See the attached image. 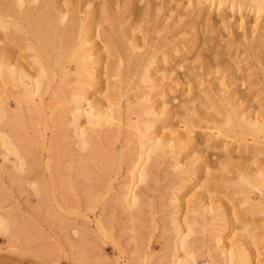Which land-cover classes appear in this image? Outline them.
<instances>
[{"label":"bare ground","instance_id":"obj_1","mask_svg":"<svg viewBox=\"0 0 264 264\" xmlns=\"http://www.w3.org/2000/svg\"><path fill=\"white\" fill-rule=\"evenodd\" d=\"M249 15L254 16L252 21L248 18ZM262 17H264V0H0V118L3 115L5 118L10 114L12 116L14 113H10L12 108L8 106L10 105L9 97L12 96L20 105L23 101L35 104L38 110L39 108L43 110L40 112H44L48 106L52 112L49 111L56 115L54 113L56 109L53 107L54 102L60 103L62 96L65 95L60 96V93L65 91L68 95L65 96L66 99L64 97L62 100L67 101V104L65 110L62 111L68 112L71 128L75 132L74 137H79L75 143L78 142L77 146H92L90 149L86 147L88 149L87 159L79 156L82 159L88 160L91 156L93 157L92 154L95 152L93 148L98 146L94 145V141L97 140L98 135L106 133L105 131L117 133L116 118L120 119L122 126L135 130V138H133L135 146L132 147L135 151L132 152H136V156L127 160L130 161V185L126 191L124 190L126 203L130 207L136 206L133 209H137L139 202L135 184L139 181L145 182L144 180L151 173V168L154 169L159 163L161 165L162 159H165L166 156H171L175 160L174 166L178 167L176 172L179 174L178 179L181 186L179 181L178 185L180 188L186 187L185 184L200 175V171L203 169L207 173H213L204 175L206 176L204 177L205 181L209 182L210 179L207 175L215 176L214 174L218 171L210 169L209 160L198 155L200 153L198 145L207 142V148H222L224 150L221 158L223 161L216 162V166L218 170L221 169L225 173L222 172L219 175L217 173L216 177L212 176V179H217L218 184L220 180L227 184L233 180V178H229L232 175L228 173V166H232L236 171L240 170V173L235 171L239 173V175L237 174L239 177L235 175L237 180H233L235 181L233 185L236 186L235 194H242V196L237 195L242 198L243 203H240L245 204L247 202L244 203V201H251L253 202V206L250 204L252 208L258 206L259 209L264 210L262 208L264 207V23H262L264 18ZM237 29H242L243 33L238 32ZM229 44H231L230 47ZM232 46L233 48H231ZM180 71L193 72L195 74L193 79L196 78L197 81L199 78L200 80L199 82L194 81L195 88L201 87L200 91L195 94L193 93L194 86L192 84L194 83H191L192 80L185 79V83L182 82V90L186 92L183 110L177 108L181 104H175L174 100L176 99L172 100L169 106L170 99L167 97L172 90H175L173 89L174 85L176 86V83L172 82V79H176L172 78V74ZM184 76L182 78H186ZM50 89L55 97H60V100L51 95L52 98L49 101L55 99L53 103L52 101L44 103V101L46 102L45 95L50 92ZM123 98H125V106ZM156 98H161V100L157 101ZM15 102L14 104L17 105ZM25 102L23 103L25 104ZM62 103L65 104L64 101ZM188 105H191L192 110L190 118L185 116L190 115ZM44 106L46 107L43 109ZM6 111L8 116L5 114ZM35 113L37 114V112ZM56 113H59L58 117H61L59 111ZM180 116L182 118L177 123L173 122L174 118ZM68 119L66 117L63 121L69 122ZM104 123H107V125L105 124L107 129L104 127L106 130L103 129L104 131L100 133L101 131L98 129ZM195 128H199L205 133V139H196ZM110 134L109 136L112 138ZM2 135L0 134V136ZM101 136L100 138H102ZM103 136L104 138L107 136L105 139L109 137L107 133ZM123 136L128 137L124 134ZM3 138L5 139L4 136ZM110 140L109 143H113ZM7 142L11 147L14 145L11 144V141L5 140V145L1 143L4 145L1 148L2 153L11 155L13 153H11V147L6 144ZM109 146L111 147V144ZM18 152L20 151L18 150ZM76 152L78 153V150ZM102 152L104 153V150ZM188 152L191 153V160L185 162ZM80 154L85 156L83 150ZM19 155L18 159H21ZM122 155L120 154V158ZM18 159L16 160L20 167L17 166V168L22 169L24 163L20 164L19 162L22 161ZM106 159L105 161H107ZM3 160L5 159L3 158ZM26 160L23 159L24 162ZM110 160L108 159L109 162ZM223 174L228 176L230 174L231 176L228 178L231 180L226 179L227 175L221 179ZM207 178L209 181L206 180ZM205 181L203 183L206 184ZM149 182L151 181L146 183ZM200 183L199 185L202 187V183ZM240 184L248 186L250 190L240 187ZM227 185L226 187H228ZM206 186H203L206 191L203 197L207 198L210 203L201 201L203 198L199 196L200 193L197 196L201 200L198 198L197 203V201L195 202L197 198L195 199L196 196L193 195L195 204L191 202V205L194 209L191 205V207L188 206L189 204L187 205L188 199L185 200L184 205L187 207V211L185 209L186 214L183 211L185 214L183 218L196 213L207 217L210 213L213 217L209 216V220L213 221V224L215 217L216 219L218 217L217 221L215 219V222H218L220 217L225 216V208L222 205L224 202L227 203L225 200L227 198L224 199L225 201L223 200V203L220 200L222 205L213 206V204L217 205L219 201L217 203H214L217 200L211 201L213 193ZM203 191L204 189L202 193ZM254 195L259 198H254ZM179 199V196L176 195L177 202L173 206L181 207L178 203ZM188 203L190 202L188 201ZM245 209H247L246 206ZM248 209L245 210V213ZM259 209L256 210L259 211ZM254 210L251 211L256 214ZM262 210L259 211L261 214ZM174 211L172 216L177 221L175 231L179 232L181 236L178 244L175 245L182 248L188 244L182 237L188 235H185L187 227L183 231L182 226L188 223L189 229L196 227L193 226V223L197 221L195 216H199V219L201 216L194 215V221L189 218L192 221L190 224L189 219H183L185 222L180 221L182 219H179L180 208ZM2 219L0 222L3 221ZM205 219H200L199 222ZM207 222L206 224H210ZM4 223L8 222L4 221ZM218 223L221 225L220 222ZM1 225L0 223V228L3 227ZM205 225L203 228L206 227ZM241 225L244 228H241V231L258 230V227L253 226V223ZM261 228L264 229L263 226ZM262 229L261 233L255 232L262 234V236L259 235L260 238H264ZM198 232H200L199 228ZM215 232L213 231V234ZM191 233L190 235L194 234ZM179 234L176 235L179 236ZM256 234L251 233V236L250 233H247L248 236L250 235L249 237H253V240ZM189 239L191 238L187 240ZM217 239L214 240L218 243ZM261 240L260 242L263 243L264 239ZM254 242L256 243L255 240ZM188 246L192 248V245H186V247ZM177 247L174 246V249ZM219 248L223 250L225 247ZM236 252L234 254L232 251H226L225 255L222 253L224 257H227V264H251L244 252L239 256L241 260L237 258ZM191 253L188 252L190 256H192ZM174 261L177 264L191 262L190 259L183 260L179 257ZM256 263L259 264V261Z\"/></svg>","mask_w":264,"mask_h":264},{"label":"rangeland","instance_id":"obj_2","mask_svg":"<svg viewBox=\"0 0 264 264\" xmlns=\"http://www.w3.org/2000/svg\"><path fill=\"white\" fill-rule=\"evenodd\" d=\"M252 16L253 15L248 16V18L251 19L250 21H252L254 18V16ZM262 23H264V21H262ZM237 31L241 33L242 29H237ZM230 45L231 44H229V47ZM231 48H233V46ZM262 52L263 51L261 50V53ZM194 75L195 74H193V72L191 73L190 71H180L179 73L172 74V78H176L174 80L172 79V82H175L176 86L174 85L173 89L175 90H172L167 96L168 99H170V102L168 103L169 106L171 105L172 100L176 99L174 100L175 104H181L180 107L177 108H182L181 110L185 108L183 100L184 98H186V92L182 90V87L183 83H185L184 81L188 79L190 81L192 80L191 83H194L192 84L194 86L193 93L196 94V92L200 91L201 87H199L198 85V87L195 88V82H199L200 80L199 78H197V81L196 78H194V80ZM183 76L186 78H182ZM49 91L52 92L51 89ZM48 93H46L45 95L46 102L44 101V103H47V101H52H49L52 98L51 95L54 98H57V100H60V97H55L53 95V92L50 94ZM66 95L68 94L65 93V91L64 93H60V96H62L61 100ZM48 97L49 99L47 100ZM64 99H66V97ZM9 100L10 105L8 106L12 108H10L12 111L10 109L9 110L10 113L14 112V116L13 114L12 116L10 114L9 116H11V118H8V112L6 111L5 114L8 117L5 118V115H3L1 117L5 119L0 118L2 119V121H0V130H2L1 132L3 133L2 135V133L0 132V134L2 135L0 136V146L2 145L1 143L4 144L5 140H7L11 141V144L16 145L17 147H15L14 145H12L11 147L8 142L6 143L11 147V153H13L11 155L10 153L7 155H4L2 153L3 151L1 148H3L5 144L0 147V215L3 218L2 219L0 216V220L2 219L3 223L4 221L8 222L4 224L0 222L2 224L1 226H3L1 227L2 229L0 228V264H177L174 260H176L178 257L179 259L183 258V260H191V262L188 261V263L186 262L185 264H227V257H224L226 251H232L234 252V254L237 251L236 256L240 260L241 257L239 256H241V254H243L242 252H244L245 256H247V259H250L249 261L251 262V264H258L256 263L258 261L259 264L264 263V242H260V240L262 239L261 241H263L264 238H260L262 234H259L262 232L260 231L262 229L261 227L263 226L264 228V210L260 208L262 210L261 214V212H259L261 210L258 208V206L252 208L253 202L251 201H244V203H247L242 204V198L238 197L242 196V194L237 193L238 196L235 194L236 186L233 184L237 180L236 176H238L240 173V170H238L237 168L236 171L232 166H228V173H231L232 176L229 174V176H231L229 177L227 175V172V174H223V177L221 176V179H223L225 177L224 175H227L226 179L229 181L232 178L233 180L236 179L235 181L231 180V182H228L226 180L228 182L227 184L229 185H227L226 182H221V180L219 182V185L217 183V179H212L213 175H207L209 176L208 178L211 182L208 180V178L206 180H208L210 183L205 181L204 177L206 176L204 175L213 173H207L205 172L206 170L203 169L202 171H200V175L191 180L192 182L189 181L187 182L188 184H185L186 187L184 186L183 188H180L181 182L178 179L179 174L176 172V169L178 167L174 166L175 160H173L174 158H172L171 156H166L165 159H162L161 165H159V163L158 165H156V169V166L154 167V169L151 168V173L148 178L144 180L145 182L139 181L137 182V184H135L137 185L135 187L137 188L135 189V192L139 194V202L137 206L140 207L139 209L138 207L137 209H133L136 206L130 207V205H128L126 203L127 201L125 200V191L130 185V161L127 160H130L133 156H136V152H132L133 150L135 151V149H133V146H135V141L133 139L135 138V130L133 128L122 126L120 119L116 118L115 122L116 126H118L116 128L118 129L120 127L118 130L116 129L117 133L115 134L113 131H108L109 134L111 133V137H115V139L110 138L107 131L105 132L109 137L105 139L107 136H105L104 138L103 135H105L106 133L102 132L104 131L103 129H107V123L101 124L102 127L100 126V128L97 129L101 131L100 133L102 134L100 135H102L101 137L104 139L102 140V138H100V135H98L97 140L94 141V145L98 146L96 148H93L95 152L92 154L93 157L89 156L91 159L90 161L89 158L88 160H86V152H88V149H90L92 146H86L88 149L86 147H83L85 145L77 146L78 142L75 143V141H78L79 137H74L75 132L71 128L72 124L68 119V112L62 111L63 109L65 110L67 101L65 102V100H62L65 104H63L61 100L60 103L56 101L54 102L55 105H53V107L54 109H56V111L54 112L56 115H54L51 113L52 110L48 108V106L47 108H45L46 106L42 107L43 109L45 108V111L40 112V110H43L40 108L38 110L37 106L35 107V104H28L23 101L25 102V104L22 102L23 104L21 103L20 105L17 103V100L13 98V96L11 98L9 97ZM156 100L160 101L161 98H156ZM123 101L125 106V98H123ZM14 102L17 103V105H15ZM190 107L191 105H188V112L190 113V115H185L188 118L192 117V110ZM31 109H33L34 111ZM60 109L63 113H65L64 118V115L62 116L63 113L60 111ZM58 111L61 113V117H58L59 113H56ZM35 112H37V114ZM32 115L33 118H31ZM36 115L39 117H37ZM66 117L69 122L65 120L63 121V119H65ZM180 118L182 117L180 116L179 118H174L173 122L177 123ZM118 124L121 126H119ZM112 133L113 135H115L113 136ZM123 134L127 135L128 137L123 136ZM195 134L197 140L205 139L204 137H206L205 133L203 131H200L199 128H195ZM3 136L5 137V139L3 138ZM109 140L110 142L113 141V143H109ZM18 144L20 146L19 148ZM109 144H111V147H113L111 148ZM206 145L207 142H205V144L198 145V149L200 152L198 155L207 158L209 160L210 169L218 171L216 172V174L218 173L217 175H219V173H222L224 171H222L221 169H217L216 162L223 161V159L221 158L223 157L224 150L222 148H207ZM98 148L100 149V152ZM13 149L17 152V154ZM18 150L20 152H18ZM76 150H78V153L76 152ZM80 150H83L85 156H83V154H80ZM103 150L104 153L102 152ZM120 154H123L121 158ZM18 155L21 159H18ZM27 155L29 156V158ZM190 155V152L186 154L188 158L185 159V162L191 160ZM79 156L86 158V161ZM3 158L6 161L3 160ZM24 158L25 160L28 159L29 162L28 160L24 162ZM16 159L22 161L19 162L20 164L24 163V167L22 166V169L17 168V166L20 167V165L18 164ZM105 159L107 161H105ZM108 159H111L110 162L108 161ZM11 161L17 162H14L16 164V168L14 166V163H12ZM104 161L106 162L105 164L103 163ZM36 162L38 163L36 164ZM26 163H28V165L25 166ZM235 171H239V173H236ZM216 174H214L215 176L213 177H216ZM228 177L231 179H229ZM217 178L219 180V177ZM148 179L151 182L146 183L149 181ZM178 181L180 183V186L178 185ZM200 181L203 185L200 183ZM204 181L206 182V184L203 183ZM199 183L202 187L207 185L206 187L211 191V193H213L211 194L213 198V200L211 201L214 202V200H217L214 203H217L218 201L220 202V200H222L221 202L223 203L226 200L227 203L224 202L223 205L221 202L220 204L218 202L217 205L213 204V206L215 207H217L218 205H222V207L225 208V216H227L225 217L223 215V217H220L222 220L220 219V221H218L221 223V225L218 222H215L216 217L215 219H213L214 223L212 224L213 221L209 220V216H212V214L210 215V213H208L209 215L205 217L195 212L196 214L201 216L200 219L206 218L205 220H203L204 222H210V224H206L205 222L206 225L202 220L199 222V216H197L196 214L194 215H196L195 217L197 219H195L193 214L188 217L190 215L188 212L191 211L187 212V215L189 214L188 216L186 215L187 217L184 216L187 219L183 218V215H185L187 211V207L184 204L187 202V205L189 204L188 206H190L191 202H193L196 198L197 199L195 200V202L197 201L198 203L199 197L197 195L199 193V196L203 198L202 200L201 198H199L201 201H205V203L207 201L208 204L210 203V201L208 202L207 198L203 197L204 192L206 191L203 187L204 191L202 193L203 189L202 187H200ZM177 185L179 188L177 187ZM226 185L228 187H226ZM239 186L242 188L245 187L247 190H250L248 186H245L243 184H240ZM212 191H214L215 193ZM231 192H233L234 194ZM176 195H178L180 198L178 203L181 207L173 206V204L177 202L175 200ZM193 195H195L196 197H194ZM232 195L235 196L232 197ZM172 198L175 199L173 200ZM239 198L240 201L238 200ZM254 198L258 199L259 197L254 195ZM187 199L190 203H188V201L185 202V200ZM180 202L182 203L180 204ZM195 202L193 203L195 204ZM250 204H252V206ZM245 206L247 209L251 206L250 208L252 209L249 208L245 213V210H247L245 209ZM177 208H180L181 210L179 212V219L182 218L180 219V221L183 219L188 220L189 218L192 219V221H194V219L197 220L195 221L196 223H193V226H196L193 227L195 228L194 230L196 232L193 230V228L189 229V226H187L188 223H185L184 226H182L183 231L186 230L185 235L188 234L187 236H189H182L183 239L185 238L188 243H184L185 245L183 247H186V245H192V248H190L191 246H188L189 248L186 247L184 249L182 246V248L176 246L181 236L179 232L177 233V231H175L177 221L174 220L172 213ZM262 208L264 209V207ZM236 209L237 213L235 212ZM256 209H259V211ZM251 210H254L256 214H254V212ZM183 211L185 214L183 213ZM235 213L237 216L235 215ZM225 218H227V220H224ZM185 220L183 221L185 222ZM173 221H175L176 223ZM192 221L190 220V224L192 223ZM182 223L180 222V224ZM248 223H253V226L256 225V227H258V230H254V233L252 232V230H250V232L249 229H245L246 231H241V228L243 227L241 224ZM203 224L206 227L203 228ZM211 225L213 228L211 227ZM173 226L175 228H172ZM215 226H218V228H215ZM197 227L199 228L200 232H198ZM262 230L264 231V229ZM213 231H216L214 233L216 235L213 234ZM217 231L219 233L221 232V234H219ZM256 231H258L259 233L256 234ZM191 232L194 234H192ZM190 233L192 235H190ZM247 233H250V235L251 233L253 235H258H255L254 237L256 243L252 239L253 237H249L250 235L248 236ZM176 234H179V236ZM193 236H196V238H194ZM198 237L199 239H197ZM188 238L191 239L187 240ZM202 238H204L205 240H202ZM214 239H217L218 243L222 241L221 244L218 245V243L215 242L216 240ZM225 244L227 245L225 246ZM174 246L179 249H174ZM219 247H225V251H223L224 249L221 250V248ZM192 251L194 252L191 253ZM188 252H190L192 256H190ZM173 253H175V255H173ZM222 253H224V255ZM246 254L249 255V258ZM175 256L178 257L176 258Z\"/></svg>","mask_w":264,"mask_h":264}]
</instances>
